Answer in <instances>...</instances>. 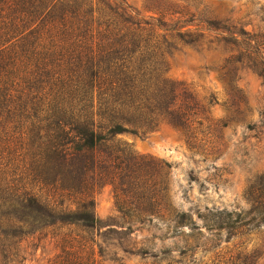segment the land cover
Segmentation results:
<instances>
[{
    "label": "trees",
    "instance_id": "obj_1",
    "mask_svg": "<svg viewBox=\"0 0 264 264\" xmlns=\"http://www.w3.org/2000/svg\"><path fill=\"white\" fill-rule=\"evenodd\" d=\"M164 20L140 19L112 0H0L1 264L19 263L38 234L100 227L97 191L117 190L134 160L119 136L161 125L191 135L203 125L206 105L168 78L167 55L204 34L189 28L195 19ZM92 242L65 234L52 264H100L83 255Z\"/></svg>",
    "mask_w": 264,
    "mask_h": 264
},
{
    "label": "rangeland",
    "instance_id": "obj_2",
    "mask_svg": "<svg viewBox=\"0 0 264 264\" xmlns=\"http://www.w3.org/2000/svg\"><path fill=\"white\" fill-rule=\"evenodd\" d=\"M112 1L147 21L195 19L205 40L171 50L167 76L206 105L203 125L119 136L134 160L117 190L97 191L100 227L29 238L17 264H52L70 233L94 241L83 255L100 264H264V0ZM182 215L194 225L180 227Z\"/></svg>",
    "mask_w": 264,
    "mask_h": 264
}]
</instances>
